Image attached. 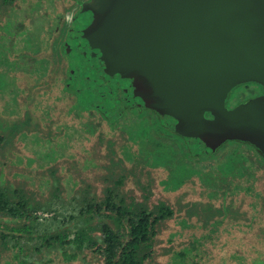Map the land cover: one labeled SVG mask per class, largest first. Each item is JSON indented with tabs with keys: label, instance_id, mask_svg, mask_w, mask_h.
Returning <instances> with one entry per match:
<instances>
[{
	"label": "trees",
	"instance_id": "1",
	"mask_svg": "<svg viewBox=\"0 0 264 264\" xmlns=\"http://www.w3.org/2000/svg\"><path fill=\"white\" fill-rule=\"evenodd\" d=\"M87 1L65 0L64 4L57 9L52 18L53 21H47L42 25L39 36L44 33L48 37L49 43L44 50L39 49L38 44L36 48L34 47V53L39 56L43 55L39 58L41 68H39L37 76H32L26 68L19 70L20 79L16 81H19V86H29V95L21 98V102L26 104L23 108V111H25L23 113L24 118L11 124L10 135H7L4 139L6 144L10 145L16 140L14 138L17 136L18 131L24 130L28 133L30 129L39 127L41 123L44 124L43 127L41 126L44 132L41 136L59 134V136L70 138L72 133L78 131L77 139L82 141L84 153L80 157L68 154L72 157L67 155L68 159L64 160L65 172L66 174L70 173L69 175L72 178L68 176L70 180H66L63 186L70 193L69 196L73 203L70 204L71 207L67 211L60 208L64 206L63 203L61 206L58 205L57 201L48 203L45 208L46 211H54L48 219L51 223L48 220L37 222L38 217L32 213L41 205L40 201L35 199L32 193L25 192L20 186L10 189L0 185V257L3 252L8 253L11 249L15 250L14 253L8 254V258L3 261V264H48L51 258H45L44 255L53 249L59 250L60 255L66 261H72L81 256L91 264H154L156 263L155 252L156 246L159 244V234L166 227V221L179 216L182 211H184L187 219L192 216L198 218L199 214L196 210L200 201L184 200L186 194L190 193L187 186L191 184L192 177L196 175L202 183L206 182V184H210V181L214 178V176L208 175L207 170H203L198 166L194 168L193 162L199 164V162L214 159L215 156L213 155L224 149L225 144L230 142L236 146H232L233 149L229 151L230 153L228 152V155L226 153L225 157L227 155L229 159L234 154L241 156L242 159L237 162L229 161L232 162L233 168L238 169L241 177L246 176L249 179L253 177L248 172L253 167L249 168L250 165L246 164L249 158L240 149L242 147L253 151L258 157L259 164L261 163L264 166V158L261 152L252 144L238 140H227L212 153L193 154L184 138L163 126L158 115L146 107H137L140 117L150 122L141 126L149 127L154 132L155 129H164L168 135L173 133L177 136L182 142L180 145L181 155L178 157L180 161L174 159L176 155L174 145L166 137H156L151 132H144L142 135L143 140L148 139V148H143L148 161H141L142 164L139 158L133 159L134 156L129 153L126 156L121 150L126 148L125 141L128 142V139L115 126L116 120L111 121L99 108L79 105L76 95L66 85L70 72L68 57L63 50V45L73 19L81 9L82 4ZM33 3L38 5L40 0H29L28 4L34 5ZM17 8L15 0H0V38L4 42V37L7 34L2 29L3 20L9 17L8 22L10 23L15 17ZM25 26L26 21L22 20L18 26L15 25V29L18 27L22 29ZM4 45L3 43L0 44V55L2 53V55H9L10 57L14 55L16 57V54L23 52L22 47L7 50ZM25 45L27 46V44ZM42 90L45 93V98L55 104L52 105L51 109L47 106L43 108L38 106L43 115L37 117V121H33L32 114L35 112L33 103L38 101L34 96L38 95L37 98L42 96ZM55 105H60V108L66 107V115L74 113L75 115H81L84 120L80 128H70L69 124H65L62 125V130H58L57 125L54 123L59 122L61 125L60 120L63 119V116L53 118L52 110L58 108ZM70 105H75L79 109L73 110V107L69 108ZM8 106H11L9 102ZM17 109H19L18 106ZM205 115L210 114L205 112ZM132 116L135 115H130L131 119H133ZM118 141L121 144L117 145ZM150 152L154 155L153 160L149 159ZM80 160L81 162L90 161L89 164L92 167L93 163H98V168L100 169L101 166L103 171L100 169L101 173L97 172V176L93 175L90 178V175L86 173L88 168L84 169V165L83 168H76L75 165ZM128 160L131 162H128ZM137 163L141 165H137ZM148 164L166 167V177L162 180V177L156 176L157 180L150 177L148 181H141L142 167L144 165L148 166ZM73 167L75 168L73 169ZM48 168L47 171H51L49 177H59V180L64 178L63 173H58L59 167L51 168L50 166ZM150 168L154 169L155 167ZM41 171V173H47L45 168ZM79 171L86 172L80 173ZM225 173L228 175L230 172L226 171ZM130 181L132 182L130 188L142 190L143 195L140 200H137V197L131 192L127 195L121 189ZM83 185L86 186V189L83 188ZM158 186H160L159 190L165 193L166 196H164V200L157 203H155L156 201L151 202L150 189ZM53 187L52 193L56 195L60 186L53 185ZM93 189L97 193L95 192L93 196H89L90 191ZM77 192L85 194L76 196L75 193ZM212 193L214 192H209V197L216 195ZM208 210L209 206H206L203 211ZM225 210L231 211V214L237 213V210H233L228 205ZM204 214L202 212V216ZM52 223L58 224L56 229L51 228L53 227ZM29 241L32 242L30 246H28ZM166 250L168 253L173 249L168 246ZM31 252L38 255L37 257L32 256L30 260L28 257L30 258ZM183 254L184 252H177V259L180 260ZM222 255L225 256V254ZM226 256L228 257L229 253H226Z\"/></svg>",
	"mask_w": 264,
	"mask_h": 264
},
{
	"label": "water",
	"instance_id": "2",
	"mask_svg": "<svg viewBox=\"0 0 264 264\" xmlns=\"http://www.w3.org/2000/svg\"><path fill=\"white\" fill-rule=\"evenodd\" d=\"M63 50L79 105L146 107L193 154L238 140L264 158V0H88ZM247 82L262 93L228 108Z\"/></svg>",
	"mask_w": 264,
	"mask_h": 264
},
{
	"label": "rangeland",
	"instance_id": "3",
	"mask_svg": "<svg viewBox=\"0 0 264 264\" xmlns=\"http://www.w3.org/2000/svg\"><path fill=\"white\" fill-rule=\"evenodd\" d=\"M64 2L65 0H40L38 5L34 3V5H30L28 4L29 0H15L18 7L15 10V17L10 23L8 22L9 17L3 20L2 29L7 34L4 37L5 42L0 38V44L3 43L4 45L5 43L4 46L7 50H14L12 49L14 47H22L23 50V52L16 54V57L14 55L13 57L2 55V53L0 55V185L10 189L20 186L25 192L32 193L34 198L41 203L35 212L32 213L38 217L37 222L47 221L54 213V211L50 212L45 209L50 202L57 201L59 206L63 203L64 206L60 208L64 211L71 207L70 204L73 201H71L70 193L63 185L72 176L69 175L70 173L66 174L64 160L68 159L66 157L68 154L74 157L82 156L84 153L82 141L77 139L78 131L72 133L70 138L59 136V134L41 136L44 133L42 131L43 123L39 127L30 129L28 133L24 130L18 131L17 136L14 138L16 140L10 145L6 144L4 139L7 135H10L11 124L24 118L23 113L25 111H23V108L26 104L21 102V98L29 95V86H19V81H16L20 79L19 70L26 68L32 76L39 74L38 70L41 68L39 58L43 55L39 56L34 53V47L36 48L38 44V48L44 50L49 43V39L44 33L39 36L40 29L45 22L53 21L52 18L57 9ZM23 14L28 17L26 18ZM22 20L26 21V26L22 29L19 27L15 29V25L18 26ZM43 92L42 90V96H39V98H37L38 95L34 96L38 101L33 103L35 107L33 108L35 112L32 114L33 121H37V117L43 115L38 106L42 108L47 106L51 109L52 105L55 104L48 101ZM257 92L258 88L255 83L239 84L229 92L225 104L228 108H231L240 102L257 96ZM8 102L11 105L10 107ZM48 102L50 103L48 104ZM17 106L19 109H17ZM55 106L58 108L52 110L53 118L63 116V119L60 120L61 125L59 122L54 123L57 125L56 128L58 130H62V125L64 126L65 124H69L70 128H80L84 120L81 115H75V113L66 115V107ZM71 107H73V110L79 109L75 105H70L69 108ZM137 109V107L133 106L132 108H125L119 118L114 119L116 120L115 126L128 139V142L127 140L125 141L126 148L121 151L126 156L131 154L134 156L133 159L139 158L140 162L148 161L146 152L143 151V148H148V139L143 140L142 135L144 132H151L156 137H166L174 145L176 152L174 159L180 161L178 157L181 155L180 145L182 142H180L179 138L173 133L168 135L164 129H155L154 132L149 127H142L141 125L150 122L143 120ZM130 115H135L136 118L132 116L133 119H131ZM119 143L118 141L117 145ZM232 146L236 145L230 142L226 143L224 149L217 151L213 155L215 156L214 159L202 161L199 164L193 162L194 168L198 166L203 170H207L208 175L214 176V178L210 181V184H206V182L202 183L196 175L192 177L190 180L191 184L187 186V190H190V193L186 194L184 200L200 201L196 210L199 214L198 218L192 216L187 219L184 211H182L179 216L166 221V227L159 234V244L156 246L155 252L156 263L154 264H183V262L184 264H264V166L261 163L259 164L258 157L253 151L242 147L240 149L249 158L246 164L250 165L249 168L253 167L248 170L253 177L250 179L246 178V176L241 177L238 169L233 168L232 162H229H237L242 159L241 156L234 154L229 159L227 158L229 151L233 149ZM134 148L136 149L135 151ZM153 157L154 155L151 153L149 159L153 160ZM171 158L173 159L172 156ZM89 162L88 160L86 162H81L80 160L75 166L76 168H83L82 166L84 165V169L88 168L87 172H84L92 178L91 176L98 175L97 172L101 173L103 168L100 166V170L98 163H93L92 167ZM128 162L131 161L128 160ZM137 165L141 164L137 163ZM50 166L51 168L59 167L58 173H63L62 176L65 179L60 178L59 180V177H49L51 171L47 170ZM148 166L144 165L142 167L141 181H148L150 177L157 180L156 176L162 177V180L166 177V167L149 164ZM150 167H155L156 170ZM44 168L47 173H41ZM226 171L230 173L227 175ZM79 172L84 173L82 171ZM83 175L85 177V174ZM68 176L70 177L68 178ZM131 181L135 184L133 180ZM131 181L121 189L127 195L132 193L137 197V200H140L143 192L133 187L130 188L132 186ZM53 185H58L62 189H59L56 195L52 193ZM248 187L251 188L247 189ZM83 188L86 189V186L83 185ZM159 189L160 186L150 189L151 202L156 201L155 203H157L160 200H164L163 198L166 195ZM211 191L214 192L212 194L217 196L212 195L209 197V192ZM95 192L93 189L90 191L89 196H93ZM79 194L85 193H75L76 196ZM227 205L233 210H237V213L231 214V211H226L225 207ZM206 206H209V212L203 211ZM202 212L205 213L203 216ZM49 223L51 222L49 221ZM57 225L52 223L53 227L51 228L56 229ZM31 244L32 242L29 241L28 246ZM168 246H171L173 250L167 253L166 247ZM26 251L29 252L27 249ZM14 252V249L9 250L8 253L3 252L0 257V264H3V261L8 258L9 253L12 254ZM177 252H184L180 260L177 259ZM226 253H229L228 257ZM30 254V258L28 257L30 260L32 256L37 257L38 255L34 252ZM222 254H225V256ZM44 257L51 258L48 264H91L81 256L75 260L66 261L57 249L45 253Z\"/></svg>",
	"mask_w": 264,
	"mask_h": 264
},
{
	"label": "flooded vegetation",
	"instance_id": "4",
	"mask_svg": "<svg viewBox=\"0 0 264 264\" xmlns=\"http://www.w3.org/2000/svg\"><path fill=\"white\" fill-rule=\"evenodd\" d=\"M255 84H256V83H255ZM256 86H257V88H258V92H257L258 94H257V95H259V94L262 93L261 86H260V85L258 86L257 84H256ZM207 117H210V115H208Z\"/></svg>",
	"mask_w": 264,
	"mask_h": 264
}]
</instances>
